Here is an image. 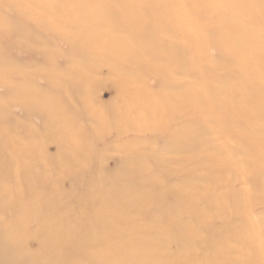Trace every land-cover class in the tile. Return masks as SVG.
Listing matches in <instances>:
<instances>
[{
    "label": "rangeland",
    "instance_id": "374dc122",
    "mask_svg": "<svg viewBox=\"0 0 264 264\" xmlns=\"http://www.w3.org/2000/svg\"><path fill=\"white\" fill-rule=\"evenodd\" d=\"M77 7L75 22L62 11ZM132 19L147 24L139 36ZM46 115L57 116L59 140ZM15 157L47 182L28 198L19 190L0 218L36 200V218L88 240L67 236L47 264L70 249L136 264L138 254H122L151 239L159 264H264V0H0L5 188L21 180ZM94 189L121 199L107 210L131 230L87 219L102 218ZM37 233L25 236L32 251L46 238Z\"/></svg>",
    "mask_w": 264,
    "mask_h": 264
},
{
    "label": "bare ground",
    "instance_id": "6f19581e",
    "mask_svg": "<svg viewBox=\"0 0 264 264\" xmlns=\"http://www.w3.org/2000/svg\"><path fill=\"white\" fill-rule=\"evenodd\" d=\"M73 11H65L62 10L64 13L65 12H74L71 15V20L72 21H76L77 19H83L82 17H80L82 15V12L84 9L81 8H74L72 9ZM125 12H129L128 10H126ZM81 14V15H80ZM125 18L127 20L131 19V16L129 14H126ZM225 19L226 17L223 16V18H221V20ZM131 21V22H130ZM130 26H131V32L132 34H134L135 36H139L140 32L142 30H144V26L147 25L145 24L144 21H140L139 24H137V21L132 19L130 20ZM184 21L182 20V23ZM133 26V27H132ZM219 29V26H217ZM217 28H215L214 30H216ZM91 31H87L86 34H93L92 36H94V39L98 38L99 43L101 42V40L103 39V36L98 35L97 33H90ZM6 34V33H5ZM212 34V33H211ZM213 35V34H212ZM142 40L144 39L145 41L149 42L151 41V37L148 36H142L141 37ZM149 40V41H148ZM223 42V41H222ZM222 42H220L219 44L222 45ZM112 42L108 43V47H110V45H112ZM155 48L157 47L156 44H154ZM107 47V48H108ZM225 48V46H222ZM222 47H220L222 49ZM115 48H113V53L115 54ZM98 50H101L102 52L105 51L103 48H98L96 50L95 53H99ZM104 53V52H103ZM134 63V62H133ZM48 75L51 78V87L55 90L59 89L58 91H62V82L61 79L58 80L56 79V77H52L49 73ZM40 100L43 101L44 105H48V103L53 104L54 99L47 96V95H43V97H40ZM53 113H57V111L55 109H53L52 111ZM47 120L51 121V125H55L56 122V115H46ZM60 121H58L59 123ZM78 127V126H77ZM174 132V129L172 130ZM182 131V130H181ZM49 133L50 134H54L55 133V137L59 140L60 136L63 135L62 130L58 127H54V128H49ZM28 138V137H27ZM13 146V145H12ZM57 146V145H56ZM29 148L24 146L23 150L27 151ZM17 156V155H16ZM37 156L35 155V160L37 161L38 159L36 158ZM22 158V156H21ZM16 159V163L17 166L19 165V173H20V177L21 180L18 183H15L16 180L13 179V186H11L10 188H5L0 180V209L1 210H10V203H12L14 205V202L16 201L15 199L17 198V196L19 197L18 194L20 191L19 190H25V195L22 197L28 198V194L33 190L35 191V189L38 191L39 186L43 185L45 186L44 183L45 182V169H42L41 174L37 175L36 177H34V175H31L28 171H26V168L24 165H26L28 163V161H23L20 160V157H15ZM23 159V158H22ZM34 159V158H33ZM22 163V164H21ZM30 163V162H29ZM152 165V164H150ZM26 167H28L26 165ZM135 169V168H133ZM140 171L143 172V168H139ZM139 172V170H138ZM141 173V172H140ZM44 174V175H43ZM247 179V176L245 177ZM150 179V178H148ZM147 182L154 187V180H147ZM96 181H93L94 185L96 184ZM97 188V187H94ZM41 189V188H40ZM246 191V190H245ZM93 194L98 195V197L100 198L99 201H97V203L93 206L94 210L96 211V213L99 216H102V218H87L89 220L94 221L93 219L96 220V223H99V227H103V222H109L106 223L107 228L110 230H115L117 229L118 231H128L132 229V224L125 221L126 219L123 218H116V216L112 213V212H108V207L107 202L110 201L109 203H113L115 206L120 202V198L115 196V194L112 191H108V192H103L101 193L100 190H95L92 191ZM40 194L38 192H35V195L37 196V200L39 201V204L44 205V200L41 197V199L39 198ZM34 195V196H35ZM36 200H31L29 202V204H24L22 207H18L17 213L18 215L15 218H0V264H47L45 257L47 256V254L49 252L52 251H57L58 249H61L64 246V239L67 238V236H75V241H74V245L75 246H82V245H87L88 240H86L84 237H79L80 235L78 234V231H80L78 229L77 226L74 227H66L63 223L60 222H52L51 218H41L40 220L38 218H36L35 214H32L30 211V207L34 204L33 202ZM48 203V202H47ZM2 213V212H1ZM113 216L114 218H106L109 216ZM35 221H38V224L36 225L35 228L30 229V227L35 224ZM47 225V226H46ZM89 225V224H87ZM115 225V226H114ZM95 226V225H94ZM181 226H184V224ZM90 228V225H89ZM263 228V227H260ZM259 228V229H260ZM116 230V231H117ZM263 230V229H262ZM188 231L187 228H185L183 230V232ZM36 232H45L41 235H46V238L42 239L40 246L37 249H34L32 251V249H30L29 247L27 248V244L25 243L26 239L25 236H27V238L29 237V235H33ZM37 233V234H39ZM95 231L92 230L91 234L94 236ZM121 233V232H119ZM255 234L257 235V232L255 231ZM188 235V234H186ZM156 236V235H155ZM152 237V236H151ZM54 238V239H53ZM74 238V237H72ZM156 238V237H155ZM124 240V239H122ZM94 241V240H92ZM148 241V240H146ZM153 243V240H149ZM144 243L145 241L140 240V242H142L140 245L139 244H134L132 248H134L132 251L128 252V254H122L125 259H133L132 257H136V255L138 254V259L136 264H159V260L157 259V253L154 252V245L157 243ZM62 242V243H61ZM73 242V241H72ZM116 242V243H115ZM123 243L122 242H117L116 240L114 241L113 245H121ZM126 243V242H125ZM62 244V247L60 248ZM128 245H132V243H127ZM146 244V245H144ZM24 247V249L20 248L22 246ZM127 246H125L124 248H126ZM136 250L138 251V253L136 252ZM136 254H132L135 253ZM65 254H68L69 256H59L58 261H52L51 264H109V261H111V259L116 258L117 256H113L111 254H107V256L102 257L101 254H85V253H77L74 252L73 249H70V251H67ZM159 254V253H158ZM130 264V263H129Z\"/></svg>",
    "mask_w": 264,
    "mask_h": 264
}]
</instances>
